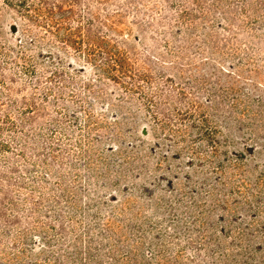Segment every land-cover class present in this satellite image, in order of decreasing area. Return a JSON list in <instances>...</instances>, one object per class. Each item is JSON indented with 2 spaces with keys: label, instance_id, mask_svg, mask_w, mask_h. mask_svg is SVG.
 I'll return each instance as SVG.
<instances>
[{
  "label": "rangeland",
  "instance_id": "rangeland-1",
  "mask_svg": "<svg viewBox=\"0 0 264 264\" xmlns=\"http://www.w3.org/2000/svg\"><path fill=\"white\" fill-rule=\"evenodd\" d=\"M0 264H264V0H0Z\"/></svg>",
  "mask_w": 264,
  "mask_h": 264
}]
</instances>
